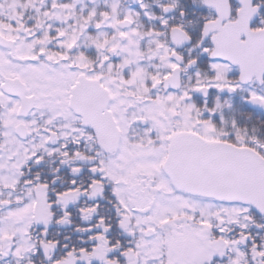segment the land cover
<instances>
[{"label": "snow or ice", "instance_id": "1", "mask_svg": "<svg viewBox=\"0 0 264 264\" xmlns=\"http://www.w3.org/2000/svg\"><path fill=\"white\" fill-rule=\"evenodd\" d=\"M0 264H264V0H0Z\"/></svg>", "mask_w": 264, "mask_h": 264}]
</instances>
